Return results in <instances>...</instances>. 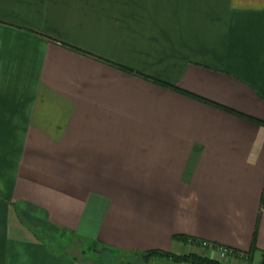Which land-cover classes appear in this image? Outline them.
<instances>
[{"label":"crops","instance_id":"1","mask_svg":"<svg viewBox=\"0 0 264 264\" xmlns=\"http://www.w3.org/2000/svg\"><path fill=\"white\" fill-rule=\"evenodd\" d=\"M255 119L264 0H0V264H94L63 232L261 264Z\"/></svg>","mask_w":264,"mask_h":264},{"label":"trees","instance_id":"2","mask_svg":"<svg viewBox=\"0 0 264 264\" xmlns=\"http://www.w3.org/2000/svg\"><path fill=\"white\" fill-rule=\"evenodd\" d=\"M234 112V111H233ZM256 120V119H255ZM259 123L264 124V122L260 120H256ZM76 240V241H75ZM63 251L70 252L73 250L74 255L70 256V253L65 252L63 256L68 255L72 257L74 260H88L90 259L91 254H95L98 252V249H101L102 251L105 250L102 245L99 243H92L89 241L84 240L83 238L76 237L75 235L71 234H65V237H62L61 242ZM196 246H199L200 243L195 242ZM61 247V248H62ZM103 248V249H102ZM105 252V251H104ZM234 254L236 253L235 250H233ZM106 254V253H105ZM79 255V256H78ZM158 256L160 258H166L168 260H171L176 263H185V264H224L221 263L218 260L211 259L208 256H203L199 254H184V255H176L169 252L164 251H150L147 254L140 255L139 258L142 261V264H145L147 261V258H150L149 256ZM81 256V257H80ZM261 264H264V252L262 254V261Z\"/></svg>","mask_w":264,"mask_h":264},{"label":"rangeland","instance_id":"3","mask_svg":"<svg viewBox=\"0 0 264 264\" xmlns=\"http://www.w3.org/2000/svg\"><path fill=\"white\" fill-rule=\"evenodd\" d=\"M65 232L62 233V235L60 236L61 239L62 237L64 238L65 237ZM44 238V237H43ZM76 241V240H75ZM46 242H48L49 245H51L53 248L57 250H59L60 248L59 247H62V243H60L59 241H57V239H55L53 242H51V239H46ZM198 247L196 245H192L191 246V250L188 254H199V255H203L204 253V248L202 249H197ZM63 249V247L61 248ZM60 249V250H61ZM64 250V249H63ZM67 252V251H64V253ZM74 251L71 250L70 252H67V253H70V256L71 255H74L73 253ZM69 255V254H68ZM184 255V254H182ZM214 254H212V257H213ZM79 256V255H78ZM81 257V256H80ZM90 261L94 264H131L132 260H136L135 264H142L140 262V258H135L133 257V259H127L128 257H126L125 255L123 256H118V255H113V256H109L107 253L105 254L104 251H102L101 249H98V252H96L95 254H91L90 256ZM137 257V256H136ZM150 258H147V261L145 264H155V261L158 260V257L157 255L156 256H149ZM220 257L222 259H225L227 262H225L224 264H227L230 259L232 260L233 259V256H225L223 254L220 255ZM210 258V257H209ZM80 260V259H79ZM155 260V261H154ZM85 262V261H84ZM223 263V262H222ZM242 264H249V261H247V259H245V261H242L241 262ZM133 264V263H132ZM256 264V263H255ZM258 264H259V260H258Z\"/></svg>","mask_w":264,"mask_h":264},{"label":"built area","instance_id":"4","mask_svg":"<svg viewBox=\"0 0 264 264\" xmlns=\"http://www.w3.org/2000/svg\"><path fill=\"white\" fill-rule=\"evenodd\" d=\"M203 248H213L214 245H212L211 243L208 242H203L202 243ZM220 252L225 255V256H233L234 252L233 249L228 248V247H219Z\"/></svg>","mask_w":264,"mask_h":264},{"label":"water","instance_id":"5","mask_svg":"<svg viewBox=\"0 0 264 264\" xmlns=\"http://www.w3.org/2000/svg\"><path fill=\"white\" fill-rule=\"evenodd\" d=\"M131 262H132L133 264H135L136 260H132ZM140 262L142 263V261H141V260H140ZM132 263H131V264H132Z\"/></svg>","mask_w":264,"mask_h":264}]
</instances>
